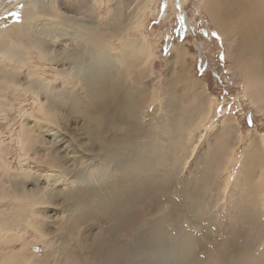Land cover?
I'll return each instance as SVG.
<instances>
[{"label": "bare ground", "instance_id": "bare-ground-1", "mask_svg": "<svg viewBox=\"0 0 264 264\" xmlns=\"http://www.w3.org/2000/svg\"><path fill=\"white\" fill-rule=\"evenodd\" d=\"M98 1L22 0L17 6L22 17L0 29V113L14 108L23 128L27 126V118L32 117L34 124L39 122L40 127L57 133L60 120H69L67 113L70 116L79 114L81 127L89 129L85 132L87 141L96 144L97 151L101 153L97 158L89 159L83 155L78 169L79 157L72 165L60 153H49L52 157L46 161L49 175L46 173L44 178L52 182L50 188L38 185L32 190L23 188L17 196L12 193V188L6 187L0 192V205L7 199L16 205L10 212L0 210V233L7 232L8 236H2L12 237L8 230L11 218L27 213L30 201L33 205H47L52 196L61 192L69 203L61 200L60 205L68 208L54 219H65L72 224L76 229V241L82 244L81 219L86 221L97 215L107 216L121 207L126 210L145 196L155 195L165 201L167 206H162L165 211L137 232L135 245L116 251L119 255L123 250L126 256L118 257L112 251L107 252L109 243L105 242L106 235L111 236L112 233L104 228L105 232L98 230L93 234L92 225L89 231H83L84 239L92 238L91 244H87L88 249L92 248L98 258L109 259L108 263L118 258L123 264H205L207 261L197 254L208 252L210 240H216L213 233L218 232L219 235L228 231L230 238L227 235L225 242L227 245L229 241L233 243L237 235H244V226H239V222L251 220L254 224L252 210L264 201V155L261 158L260 136L254 135L249 140L239 162V172L235 173L233 183L229 185L231 175L226 166L231 154L227 140H232L234 120L232 117L225 120V126L216 131L204 153H199L198 144L205 136L204 123L209 119L211 102L199 80L194 81L179 72L169 80L165 79V83L157 82L151 89V107L158 106L160 113L144 126L141 122L144 117H140L132 85L137 79L140 81L146 77V67L154 53L148 39L141 34L137 37L132 32L139 33V11L148 9L153 0H133L134 5L130 8L129 0H101L100 4L105 3L106 6L105 13ZM168 1L179 8L185 0ZM201 1L222 35L238 29V24L242 25V22L233 25V20H230L233 0ZM257 7L264 8L260 1ZM117 14L120 18L115 24L122 25L126 34L119 35L118 26L109 23V19ZM248 21L246 36L242 31L248 39L242 45L247 47L245 53L250 64L245 67L243 84L252 104L259 108L264 104V64L260 61V47L264 46V18L260 12L255 23ZM254 25L258 26L257 30ZM108 34L118 38L116 45L107 40ZM170 50L174 62L186 54L178 43H174ZM20 66L24 71L19 69ZM175 86L183 89L178 88L174 92ZM183 95H187L185 100L180 99ZM109 120L119 122L124 133H107L104 137L102 126L106 127ZM135 133H140L136 144L130 139ZM25 140L24 147L30 150L29 130ZM98 158L99 162L95 163ZM198 160L199 164L195 163ZM187 166L189 177L183 173ZM176 182L181 187L184 206L173 201L170 193L166 194L173 188L170 185ZM55 186H61V189L51 193ZM235 205L237 208L233 211ZM231 213H235L234 217ZM165 221L169 222L167 227L164 226ZM187 223L198 228L199 233L188 230ZM41 224V218L37 217L32 225V240L28 237L29 230L24 228L25 243L16 250L0 252L4 255L0 264H34V256L27 253L38 240L46 241L45 233L48 231H42ZM259 225L264 229L263 224ZM255 244L248 245L251 252L255 250ZM224 249L222 245L214 255L208 256L213 264H229V260L223 261ZM259 255L261 259L262 255ZM93 257H88L87 264H97V258ZM219 259L223 262L220 263ZM236 262L257 264L258 259L242 253ZM108 263L106 260L101 264Z\"/></svg>", "mask_w": 264, "mask_h": 264}, {"label": "rangeland", "instance_id": "rangeland-1", "mask_svg": "<svg viewBox=\"0 0 264 264\" xmlns=\"http://www.w3.org/2000/svg\"><path fill=\"white\" fill-rule=\"evenodd\" d=\"M100 1L101 0L98 1V4L101 5L100 9L105 13V3L100 4ZM129 1L128 8L134 5L133 0ZM249 1V4L248 0L232 1L230 20H233V25L240 22H242V25L239 26L238 24L236 27L238 29L227 34L222 35L219 32L218 28L213 23L214 21L212 22L210 19L208 11L201 0H185L179 8L174 7L168 0H153L149 3L148 9L139 11V33L135 30L132 32V34L137 37L141 34L148 39L154 53L148 61L150 63H148L146 67V77L140 79V81L137 79L139 82L136 81L132 85L134 88L133 97L137 104V109L140 113V117H144V120H141L142 124L147 126L151 123L152 118L156 116V114L158 116V113H160L158 106L151 107L153 104H151L152 102L150 103L151 99H149L151 89L157 82L165 83V79L169 80L176 72L190 76L194 81L199 80L202 84V90L205 96L209 97L211 102V111L209 119L204 123L205 136L198 144V149H200L198 152L204 153L209 145V141L213 139L216 131H219L225 126V120L229 117H232L234 120L235 131H233L232 140H227L231 154L226 166V170H230L231 175L229 185L233 183L235 173L239 172V162L244 156L249 140L254 135L260 136L258 138L261 140V150L264 153V104L260 105L259 108L258 106H254L244 91V71H246L245 67L250 64V59L245 53L247 47L242 45V43L248 39L245 37L246 28L249 27L248 20H252L253 23H255L256 16L260 12L264 18V8L261 9L257 7L259 1L261 5L264 6V0ZM21 2L22 0H0V29L13 24L16 18L22 17V11L19 10L20 12H17L19 8L17 6H19ZM107 4H109L108 1ZM85 17L87 18L88 16ZM118 18H120L119 14L110 18L109 23L118 26L117 33L119 35L126 34V30L122 25L115 24ZM233 25L232 27L235 28ZM109 27L112 28L111 25ZM257 28L258 26L254 25V29L257 30ZM107 32L112 33V31L109 30ZM107 37V40L112 42V44H117L118 38L115 35L110 34ZM174 43L181 45L184 52H186L184 57L178 58V61H176L177 63L173 61V57L170 55V49ZM260 52V61L263 62V65L264 46L260 47ZM19 69H23L24 71V68L21 66ZM262 72H264V70H262ZM20 76L23 77V75ZM175 88L174 92L182 87L175 86ZM199 90L201 89L199 88ZM142 92L144 93L141 94ZM79 95L81 96L82 94ZM186 96L183 95L180 99L185 100ZM9 97L12 101H15L12 95H9ZM67 115L70 117L69 120H60L59 131L57 133L56 130L40 127L39 122L34 124V119L32 117L27 118V122H25L27 126L23 128V126H21V120L18 118V113L14 108L10 111H5L4 114L0 113V192L5 191V188L9 187L12 188V193L18 196L21 194L23 188L32 190L36 185L50 188L52 182L44 178L46 173L49 175L48 166L46 165V161L52 158L49 156V153H60L66 160H69L68 163L72 165L77 163L79 157V162L76 165L77 169L81 167L83 155H86L89 159L97 158L96 156L101 154L97 151L96 144H91L87 141L85 132L89 129L84 130V128L81 127L82 118L79 114L75 116V114L72 113V116H70V114L67 113ZM27 130H29L31 134L30 150L24 147ZM101 131L104 132V137H107V133H124V127H119V122L109 120L108 123H106V127L102 126ZM138 134L140 135V133H135L133 136L131 135L132 137L130 136V139H132V142H135V144L139 140ZM69 142L71 145H68ZM263 153L261 158L264 155ZM98 162L99 158L95 163ZM199 162L198 160V162L196 161L195 163L199 164ZM189 167L192 169L190 164ZM183 173L185 176L188 174L186 177L190 176L188 166L184 168ZM7 179H10L12 183ZM177 184L176 182L170 185L173 186V188L171 192H166V194L169 195L170 193L169 196L173 201L179 202L180 205L184 206L181 202L183 201L182 194H180L181 187ZM57 189L60 190L61 186H55V189L52 188L51 193H55ZM61 200H64L66 204L69 203L63 198L61 192L52 196L47 205H33V202L30 201L27 213L18 218H11V224L8 230L12 237H7V232L0 233V247L2 249L0 252L20 248L23 243H25L24 228L29 230L30 235L28 237L32 240L34 235L32 225L35 224L37 217H40L42 220L41 229L42 231L46 229L48 233L44 232L47 235L45 242H40L38 240L31 245L27 253L28 256L35 257L32 258L34 264H87L86 260L91 256L97 258V264H101L106 260L108 263L109 259L103 257L98 258L92 248H89L90 250L88 249L87 244H91L92 238L87 240L84 239V229L89 231L88 229H90L92 225L91 232L94 234L98 230H103L105 232L104 228H107V232H111L112 237L108 236V234L106 235L107 239H105V242L109 243L107 244L106 250L109 253L112 251L116 254V251H119L120 248L128 249V247L130 248L135 245L138 240L137 232L143 230L144 225L155 221L158 216L165 211L164 208L167 206L165 201L157 199V196L147 195L145 199L142 198V201L132 204L126 210L121 207L114 209L112 213H108L107 216L97 215L86 221L81 219L80 221L83 222L79 230L82 232L80 241L83 243L78 244L74 236L76 233L75 227L67 223L65 219H54V217H59L61 213L68 208L60 205ZM14 205H16L14 201L7 199L2 206L0 205V210L10 212ZM257 207L258 208L255 210H252L254 224L249 219L246 223L243 221L239 222V226H244V235H237V239L233 241V243L229 241L227 245L225 241L228 239H225V237L228 235L230 238V233L228 231L222 232L219 235L218 232L213 233L216 240H210L207 245L208 252H199L197 256L207 261L205 264H213L209 258L210 255H214L223 245L225 247L223 251V261L226 262L229 260V264H237L238 262H236V259L242 253L257 258V264H264V229H261L259 225H264V201L262 204H258ZM236 208L237 205H235L232 210L234 211ZM38 209H40L39 212ZM44 213L47 216H45ZM231 215L234 217L235 213H231ZM168 225L169 222L165 221L164 226L167 227ZM185 226H187L188 230H194L195 234L199 233V229L193 227L190 223L185 224ZM197 227H199V225H197ZM3 234L7 236H2ZM40 238L39 236V239ZM234 238H232V240ZM73 239H75V242ZM252 239L253 241H251ZM249 242H256L253 252H251V247L250 249L248 247V245H250ZM257 244L258 246L256 247ZM64 246H66V248L63 250L62 248ZM33 253L36 254V256ZM121 253L116 255L118 257L126 256L123 250ZM259 253L262 255L261 259ZM1 257H4V255H0V258ZM223 261L220 260V263ZM121 262L122 261L117 258L115 261L109 263L123 264V262ZM93 264L95 263L93 262Z\"/></svg>", "mask_w": 264, "mask_h": 264}, {"label": "snow or ice", "instance_id": "snow-or-ice-1", "mask_svg": "<svg viewBox=\"0 0 264 264\" xmlns=\"http://www.w3.org/2000/svg\"><path fill=\"white\" fill-rule=\"evenodd\" d=\"M16 15H18V14H16Z\"/></svg>", "mask_w": 264, "mask_h": 264}]
</instances>
